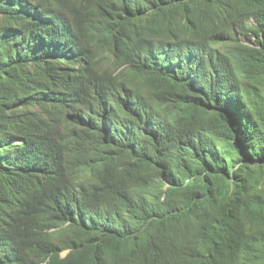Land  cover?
<instances>
[{"label":"trees","instance_id":"trees-1","mask_svg":"<svg viewBox=\"0 0 264 264\" xmlns=\"http://www.w3.org/2000/svg\"><path fill=\"white\" fill-rule=\"evenodd\" d=\"M0 264H264V0H0Z\"/></svg>","mask_w":264,"mask_h":264},{"label":"clouds","instance_id":"clouds-1","mask_svg":"<svg viewBox=\"0 0 264 264\" xmlns=\"http://www.w3.org/2000/svg\"><path fill=\"white\" fill-rule=\"evenodd\" d=\"M240 41H241L242 43H245V44H251V45H254V44H253V41H252V42H248V40H247L245 37H242V36H240ZM66 251H67V250H63V251H61V254H62V255L65 254Z\"/></svg>","mask_w":264,"mask_h":264}]
</instances>
